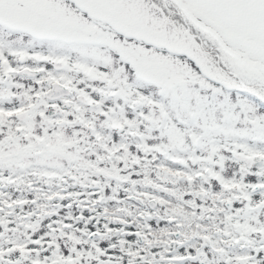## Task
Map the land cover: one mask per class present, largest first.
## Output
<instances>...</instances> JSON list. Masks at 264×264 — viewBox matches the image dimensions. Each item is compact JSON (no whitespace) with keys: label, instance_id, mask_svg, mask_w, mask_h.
<instances>
[{"label":"snow or ice","instance_id":"obj_1","mask_svg":"<svg viewBox=\"0 0 264 264\" xmlns=\"http://www.w3.org/2000/svg\"><path fill=\"white\" fill-rule=\"evenodd\" d=\"M0 264H264V0H0Z\"/></svg>","mask_w":264,"mask_h":264}]
</instances>
